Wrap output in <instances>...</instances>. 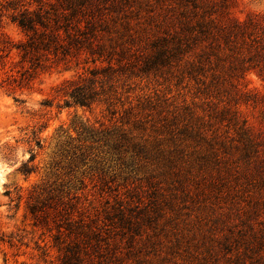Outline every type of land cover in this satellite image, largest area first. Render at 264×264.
Here are the masks:
<instances>
[{"label": "rangeland", "instance_id": "1", "mask_svg": "<svg viewBox=\"0 0 264 264\" xmlns=\"http://www.w3.org/2000/svg\"><path fill=\"white\" fill-rule=\"evenodd\" d=\"M127 1L124 12L139 32L137 45L143 53L160 20L158 14L173 2ZM215 1L240 19L250 13L264 14V0ZM29 3L36 5L34 0H0V31L20 39L19 29L11 22L13 7ZM83 67L80 63L69 70L42 73L30 88L14 94L0 88V264L55 262L50 232L33 225L28 213V204L38 194L73 196L78 206L97 209L100 214L111 204L150 212L152 224L146 230L159 233L163 244L157 245L159 255H151L147 264H173L163 257L176 239L181 254L177 264H190L182 256L186 251L200 257L213 251L217 259L206 257L204 264H223L228 238L232 250L244 246L257 250V240H264V181L255 172L249 174L240 149L229 150L227 161L217 170L224 182L217 186H210L209 178L211 174L217 180L215 168H204L199 161L202 147H194L189 140L176 142L182 143L184 152L169 154L177 144L161 127V118L170 120L177 113L208 114L212 109L204 96L165 71L133 76L123 85L129 91L125 109H133L123 114L118 106L111 119L105 104L91 108L62 105L58 86ZM241 82L262 97L257 105H242L241 110L264 141V79L251 72ZM45 100L51 106H43ZM83 128L124 131L131 139L127 145L135 142L143 149L112 151L92 141ZM259 148L263 157L264 143ZM23 163L31 168L30 173L18 170Z\"/></svg>", "mask_w": 264, "mask_h": 264}, {"label": "trees", "instance_id": "2", "mask_svg": "<svg viewBox=\"0 0 264 264\" xmlns=\"http://www.w3.org/2000/svg\"><path fill=\"white\" fill-rule=\"evenodd\" d=\"M34 1L35 7L31 3L13 7L11 22L19 29L20 39L0 31V88L14 94L30 88L42 73L83 63L82 72L58 86L62 105L105 104L112 119L118 106L123 114L133 109H125L129 105V91L123 89L127 79L168 72L179 83L193 85L212 109L202 116L189 112L173 114L170 120L161 118V127L174 144L189 140L194 147L205 148L199 161L204 168H215L217 176L214 181L210 174V186L224 182L217 170L232 148L240 149L249 174L255 172L264 181V156L259 148L264 141L241 110L242 105H257L262 99L241 81L251 72L264 79V14L250 13L240 19L215 0H170L173 3L158 14L155 32L141 53L139 32L124 12L127 0ZM49 101L42 105L51 106ZM220 104L224 105L219 108ZM120 118L122 122L124 115ZM81 131L112 151L143 149L135 142L127 145L131 139L121 130ZM34 140L40 146L39 138L34 136ZM176 144L169 154L184 152L182 143ZM18 170L31 172L25 163ZM42 195L27 208L33 225L50 232L51 247L57 253L52 264H147L151 255H159L157 245L163 240L159 233L146 230L152 224L150 212L111 204L100 214L97 209L81 208L73 196ZM226 241L223 264H264V244L260 246L264 240H257V250L249 246L232 250L229 238ZM172 242L163 258L177 264L180 241ZM205 255L186 251L182 256L190 264H204L212 255L217 259L213 251Z\"/></svg>", "mask_w": 264, "mask_h": 264}]
</instances>
